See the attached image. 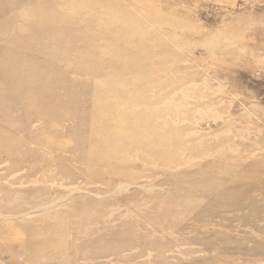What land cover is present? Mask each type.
Listing matches in <instances>:
<instances>
[{"label": "rangeland", "instance_id": "374dc122", "mask_svg": "<svg viewBox=\"0 0 264 264\" xmlns=\"http://www.w3.org/2000/svg\"><path fill=\"white\" fill-rule=\"evenodd\" d=\"M0 264H264V0H0Z\"/></svg>", "mask_w": 264, "mask_h": 264}]
</instances>
